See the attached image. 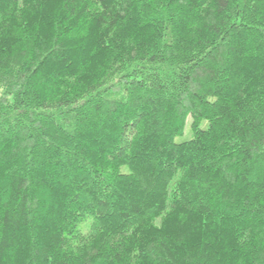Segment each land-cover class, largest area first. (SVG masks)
I'll return each instance as SVG.
<instances>
[{
	"label": "trees",
	"instance_id": "obj_1",
	"mask_svg": "<svg viewBox=\"0 0 264 264\" xmlns=\"http://www.w3.org/2000/svg\"><path fill=\"white\" fill-rule=\"evenodd\" d=\"M0 264H264V0H0Z\"/></svg>",
	"mask_w": 264,
	"mask_h": 264
},
{
	"label": "rangeland",
	"instance_id": "obj_2",
	"mask_svg": "<svg viewBox=\"0 0 264 264\" xmlns=\"http://www.w3.org/2000/svg\"><path fill=\"white\" fill-rule=\"evenodd\" d=\"M186 127H188V126H186ZM186 134L189 135V133H186ZM184 138H185L184 136H183V137H178V138H177V141H178V140H183Z\"/></svg>",
	"mask_w": 264,
	"mask_h": 264
}]
</instances>
